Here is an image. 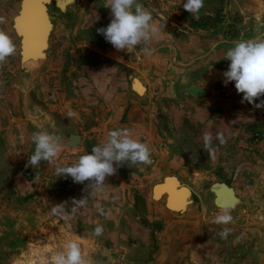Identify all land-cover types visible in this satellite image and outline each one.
<instances>
[{
    "label": "rangeland",
    "instance_id": "obj_1",
    "mask_svg": "<svg viewBox=\"0 0 264 264\" xmlns=\"http://www.w3.org/2000/svg\"><path fill=\"white\" fill-rule=\"evenodd\" d=\"M20 1L0 0V16L6 19V24L0 27L7 29L17 45L16 54L0 65V264H15L16 261H23L28 257L31 254L29 248L32 243L40 245L45 236L52 234L53 228L44 226L46 220L53 223L58 221L60 225L63 223L60 221L61 216L51 213L50 218L46 217L42 208V205L45 206L44 193L50 194L48 202L52 203V197L57 192L67 193L71 190L75 192L79 190V193L91 201L90 205L86 203L71 217L73 221L79 223V227L76 228L81 231L80 233H89L97 241H101L97 242V251H94L96 254L94 264L154 263L155 256H158L163 246L167 245L161 231L165 225L183 219L194 220L199 233L193 243L187 240L185 241L187 244L181 242L178 245L179 251L187 254L190 249L201 250L203 246L201 225L205 223V217L210 220L213 213L220 214L226 210L216 208L212 203L213 195L209 192V187L214 182H223L235 187L240 197L237 207L234 210H227L233 217L231 223L220 224L221 227L217 229L218 232L225 227L231 229L226 239L217 235L220 252L225 254V262L242 264L245 257L246 260L249 257L248 264H264V163L255 162L252 166L247 153L238 155L236 151V149L241 153L242 149L253 151L248 140L250 141L251 133L261 134L257 127L247 131L242 138L246 137V146L236 148L230 145L227 148L223 158L226 162L216 168V171L220 172L214 174V177L208 174L204 176L203 172L195 170L200 166L203 168L208 153L188 138L180 143L179 150L186 160L182 165L190 169H186L187 174L179 180L193 191L191 196L193 202L189 205L187 213L167 211L163 199L154 201L150 197L151 188L154 184L160 183L163 177L177 176L179 173L182 175L183 168L175 169L174 163H161L159 164L161 167L157 166L154 169L151 167L147 169L144 165L141 178L135 179L130 176L125 180L128 185L126 187L119 177L113 181L109 180L108 176L103 190L92 192L90 195V190L86 188L87 181L79 184L74 183L71 177L57 176L55 167L71 166L81 155L91 152L92 147L101 142L97 138L99 135H102L103 141L108 131L119 128V124L114 126L109 123L111 126L105 130L104 137L103 131L87 130L92 124L90 121L95 122L98 127L103 125L104 120H109L111 112H106L100 99H97L96 105L92 108L94 118L84 119L87 123L86 129L77 131L65 129L70 125L68 117L62 122L64 125L62 132L53 131L62 138L61 155L65 161L61 160L60 155L53 163L41 161L36 168L28 165L29 158L18 163L8 161V152L15 148L13 143L17 137L16 131L8 129L11 116L23 118L21 113L27 106L35 108V111L41 109L44 111L48 107L53 109L63 98L70 99L74 81L78 80V71L81 70L80 65L88 64L94 58L98 59L89 49L77 50V44L101 49L111 45L96 31L98 28L106 27L112 18L110 9L104 7L106 0H75L67 5L64 12L59 11L51 2L48 5V14L53 30L49 37V58L59 60L60 66L49 67L51 63L43 62L40 67H23L19 61V37L11 26ZM236 1L204 0V5L196 18L183 8L186 0H139L153 17L158 15L164 17L170 27H177L182 32L202 37L211 36L222 42L252 39L264 34V8L252 17ZM261 1L264 7V0ZM96 16L99 17L98 21L95 20ZM99 56L102 57L101 54ZM50 119L45 118V121L48 122ZM95 119L97 121H94ZM59 121L60 119L57 125L60 127ZM70 134L81 136L83 143L80 141L77 146L69 148L67 137ZM262 159L264 162V157ZM118 171L128 175L135 173L129 164L119 167L116 173ZM194 175L197 177H192ZM110 186H119L120 194H115ZM127 187L128 189L123 192ZM89 208H93L94 211H89ZM114 218H117V225L111 226L110 220L112 222ZM119 220L123 221V225L118 226ZM129 221L132 225L128 224ZM97 225L104 228L100 236L94 234ZM57 229L59 234H64L66 229L70 234L72 228H64V231L60 227ZM183 229L185 228H180ZM110 252L112 255H109ZM84 256L86 258V252Z\"/></svg>",
    "mask_w": 264,
    "mask_h": 264
},
{
    "label": "crops",
    "instance_id": "obj_2",
    "mask_svg": "<svg viewBox=\"0 0 264 264\" xmlns=\"http://www.w3.org/2000/svg\"><path fill=\"white\" fill-rule=\"evenodd\" d=\"M236 2L252 17L264 8L261 0H237ZM153 20L160 28V32L157 38L148 45L152 50L151 55L140 53L138 57L136 52L117 51L112 45L101 49L77 44V50L89 49L95 53L98 59L94 58L88 64L80 65L81 70L78 71V80L74 81L70 99L64 100L63 98L53 109L48 107L44 111L42 109L35 111V108L27 106L21 113L23 118L11 116L8 129L16 131L17 137L13 143L15 148L8 152V161L18 163L33 154L32 147L35 148V145L32 143L31 137L34 132L42 129L49 132L60 130L62 132L64 126L62 122L68 118L69 112H72L73 115L70 117V125L65 129L75 131L86 129L87 123L84 122V119L86 117H89L90 120L94 118L92 108L96 105L97 99L102 100L101 103L106 108V112H111V115L109 120H104L103 125L98 127L95 122L90 121L92 124H88L90 126L87 128L88 131H103L104 137L105 130L111 124L114 126L119 124V128L132 130L134 138L147 143L151 149L152 163L150 165L129 164L135 173L128 175L118 171L110 176L109 180L115 181L114 179L118 177L122 179L125 187L128 186L125 180L130 176L135 179L141 178L144 165L147 169L150 167L154 169L161 163H174L175 169L183 168L182 175L176 174L178 180L185 176L188 171L186 169H190V167L182 165L186 160L179 147L180 143L187 138L197 143L208 153L206 162H203V168L200 166L195 170L203 172L204 176L208 174L214 177V174L220 172H217L216 168L226 162L223 158L230 145L236 148L246 146V137L242 138L250 129L257 127L263 134L264 108H255L254 105L247 102L241 103L243 94L237 93L235 82H229L227 86L223 83L222 73L228 70L230 64V61L225 59V54L234 42H222L211 36L202 37L182 32L177 27H170L165 22V18L160 15L153 17ZM56 38H58V33ZM140 47L136 46V51H139ZM53 53L57 54V52ZM46 56L47 59L44 62L51 63L49 67L60 66L59 60L53 57L49 58V48ZM133 78H137L144 85L145 92L142 96L136 94L131 88ZM191 86L200 87L204 92L203 96L194 97L185 94V89ZM260 99H264V95ZM256 102L259 103V99ZM28 118L31 120L29 121ZM45 118L51 119L46 122ZM58 119H60V127L57 125ZM109 123L111 124L108 125ZM205 134L212 136L211 152L205 148L203 139ZM220 135L224 137L225 142H230L221 144L218 139ZM97 138L102 141V135ZM80 139L83 140L81 136ZM248 142L252 144L250 147L253 151L242 149L241 153L239 149H236L238 155L247 153L252 166L255 162L264 163L262 159L264 157V140L259 144H253L249 140ZM60 155L61 152L58 156ZM60 158L65 161L62 155ZM192 177H197V175ZM110 188H113L115 194H120L119 186H110ZM127 189L128 187L123 192ZM233 189L240 201L237 189L235 187ZM191 192L193 194V191ZM49 197L50 194L45 192L43 195L45 206L42 205V208L45 210L46 217L50 218L52 207L65 204V215L60 220L63 223L60 225L58 221L53 223L46 220L44 226L53 228L52 234L45 236V240L40 245L32 243L29 248L31 254L23 261L15 263L50 264L51 256L56 251L60 250L68 241L75 240L80 244L83 254L87 253L86 259L94 264L97 242L101 241H97L89 233H80L81 231L76 228L79 227V223L73 221L71 217L74 214L71 211L72 200L85 198L84 194L79 193V190L78 192L73 190L67 193L57 192L52 197V203L48 202ZM86 203L90 205L91 201L87 199ZM188 209L189 206L186 213ZM88 210L94 211L93 208ZM193 221L183 219L175 221L174 224L165 225L161 233H163V239H166L167 245L163 246L164 250L162 249L158 256H155L156 260L151 264H228L224 260L225 254L220 252L217 229L221 226L218 224L203 223L201 225L203 226L201 250L190 249L187 254L179 251L178 245L181 242L186 243L187 240L193 243L197 239L199 229ZM110 224L116 226L117 218H114L112 222L110 220ZM128 224L132 225V222L129 221ZM120 225H123L122 220L118 221V226ZM59 227L62 228V231L64 228H72L71 233L68 234L66 229L64 234H59L57 233ZM180 228L185 229L180 230ZM138 232L137 230L136 233ZM109 255L112 253L110 252ZM124 259L125 255L122 256L123 261ZM249 259L247 257L246 260L245 257V262L242 264H248Z\"/></svg>",
    "mask_w": 264,
    "mask_h": 264
},
{
    "label": "clouds",
    "instance_id": "obj_3",
    "mask_svg": "<svg viewBox=\"0 0 264 264\" xmlns=\"http://www.w3.org/2000/svg\"><path fill=\"white\" fill-rule=\"evenodd\" d=\"M204 0H186L183 8L198 18L199 10L203 7ZM105 8L111 11V21L106 27L96 31L102 35L106 42L110 43L117 51L127 50L151 55L152 50L148 45L157 38L160 28L155 24L152 13L147 10L139 0H106ZM95 20H99L96 16ZM6 24V19L0 16V25ZM141 46L136 51V46ZM17 45L12 35L5 27H0V65L7 62L8 58L15 55ZM225 59L230 61L228 70L222 73L225 86L229 82H235L237 93L243 94L241 103L247 102L255 108H264V34H259L252 39L237 40L230 47ZM259 99V103L256 101ZM73 115L68 113V117ZM205 148L212 151L211 134L204 135ZM221 144L225 143L222 135L218 136ZM35 145L33 154L28 159V165L38 167L41 161L53 163L62 150V138L55 132L39 130L31 137ZM151 149L147 143L134 138L133 132L126 128H117L108 131L105 140L94 145L91 152L81 155L77 162L71 166H57L55 172L58 177H71L74 183L84 184L92 192H100L105 185L106 177L114 175L118 168L125 164L152 163ZM87 197L73 199L71 211L75 213L86 205ZM65 204H58L51 208V213L63 217ZM233 217L227 210L220 214L213 213V218L205 217V224L228 225ZM102 225H97L94 234H103ZM231 229L223 228L219 235L226 239ZM50 264H91L86 259L82 248L75 240L64 244L50 259Z\"/></svg>",
    "mask_w": 264,
    "mask_h": 264
},
{
    "label": "water",
    "instance_id": "obj_4",
    "mask_svg": "<svg viewBox=\"0 0 264 264\" xmlns=\"http://www.w3.org/2000/svg\"><path fill=\"white\" fill-rule=\"evenodd\" d=\"M51 2L55 5V7L59 11H61V12L65 11V10H63V7L59 6L58 0H49V1L48 0H21L18 14L14 18V21H13L15 34L20 39V60L21 61L23 60V57H24L23 52H24L25 48L29 45L28 41H33V35L30 36V31H29V33L28 32L21 33L18 30V28L16 27V20L19 19L20 17L26 16V17L30 18L32 26L38 27L39 33H38V38L36 40V46L35 47H36L38 52H40L42 55H45V51L47 50V39L49 36V32L45 29V26H43L44 29H42L40 23L43 22L44 25H46V26H52L49 19H48V14H47V5H49ZM256 29H258V28H256ZM30 37H32V40ZM42 48H44L43 51H41ZM135 86H136V88H135ZM131 88L138 95L143 90V87L141 86V84L139 83V81L136 78L132 79ZM184 92H185V94H189V95L194 96V97H202L204 94L203 90L197 86H191V87L185 89ZM67 140H68L67 146L69 148H73V147L77 146L81 141L80 136L74 135V134H70L67 137ZM168 180L175 181L176 185L180 184V182L174 176L163 177L161 184H154L152 187V197L153 198H155V195H156V188L164 185ZM182 189L187 191L189 194V198H191L192 194H191V192L189 193V189H187L185 187H180L179 190H182ZM209 192H211L213 195L212 203L216 208H222V206L226 205L231 210H234L237 207V205L239 204V199L236 196L233 187L227 185L226 183H223V182L212 183L209 187ZM162 196H165V202H164L165 207L169 208V210H170V208H171L169 205L170 193L168 191H166V193ZM185 202H187V200L184 201V203ZM188 202H190V204H191L192 201L189 200ZM235 202H238V204L235 205ZM180 206H181V210L185 207V205L183 203ZM177 212L180 213V211H177Z\"/></svg>",
    "mask_w": 264,
    "mask_h": 264
},
{
    "label": "bare ground",
    "instance_id": "obj_5",
    "mask_svg": "<svg viewBox=\"0 0 264 264\" xmlns=\"http://www.w3.org/2000/svg\"><path fill=\"white\" fill-rule=\"evenodd\" d=\"M71 2H74V0H58V4H59V6L63 7V10H65L67 8V5L70 4ZM19 8H20V6H19ZM17 14H18V12H17ZM17 14L14 16V18L17 16ZM47 14H48V5H47ZM14 18L12 19V23H11V26H12L13 30H14V26H13ZM48 19H49V21L51 23L49 14H48ZM40 24H41V28L42 29H44L43 26H45V29L49 32V36H48V39H47V50H48L50 32L53 30V26H46V25H44L43 22H41ZM51 25H52V23H51ZM16 27L18 28V30L21 33H23V32L24 33L25 32L29 33V31H30V36L33 35V41H28L29 45L25 48V50L23 52V56L24 57H23L22 61L20 60V39H19V52L18 53H19L20 65H22L23 67H27V68L40 67L41 64L44 61H46V59H47V56H46L47 50L45 51V55H42L40 52L37 51V49L35 47L36 46V40L38 38V33H39L38 27L32 26L30 18L26 17V16L20 17L19 19L16 20ZM30 38L32 40V37H30ZM43 49L44 48H42L41 51H43ZM139 83L141 84L142 87L144 86L140 81H139ZM135 88H136V86H135ZM144 92H145V89L143 87V90L141 91V93L139 95L142 96L144 94ZM174 177L178 180V178L176 176H174ZM161 183H162V181L160 183H157V184H161ZM180 187H185V188L189 189V193L191 192L190 188L185 186V185H183L181 182H180L179 185H176L175 181L168 180L164 185L156 188L155 198L152 197V188H151L150 197L154 201H159V200L163 199L164 202H165V196H162V193H165L166 191H168L170 193L169 205H170L171 208L169 210V208L165 207V205H164L166 210L170 211V212L180 211V213H183V212H185L187 210L188 206L190 205V202H188V201L191 200V198H189V194H188L187 191H185L183 189L179 190ZM191 194H192V192H191ZM186 200H187V202L184 203V201H186ZM182 203L185 205V207L181 210V206L180 205ZM237 204H238V202H235V205H237ZM223 208L226 209V210H231L226 205L222 206V208H219V209H223ZM15 264H21V263L19 262V263H15Z\"/></svg>",
    "mask_w": 264,
    "mask_h": 264
},
{
    "label": "built area",
    "instance_id": "obj_6",
    "mask_svg": "<svg viewBox=\"0 0 264 264\" xmlns=\"http://www.w3.org/2000/svg\"><path fill=\"white\" fill-rule=\"evenodd\" d=\"M249 139L253 144H259L260 142H262L264 140V134H258V133H251L249 135ZM239 169V168H237ZM238 170H236L237 173ZM236 176V174L234 175Z\"/></svg>",
    "mask_w": 264,
    "mask_h": 264
}]
</instances>
